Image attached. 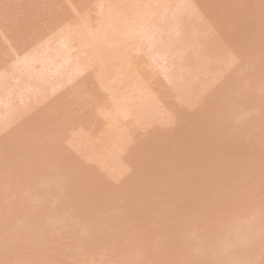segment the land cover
<instances>
[{
	"label": "bare ground",
	"instance_id": "obj_1",
	"mask_svg": "<svg viewBox=\"0 0 264 264\" xmlns=\"http://www.w3.org/2000/svg\"><path fill=\"white\" fill-rule=\"evenodd\" d=\"M52 3L55 2L52 0ZM59 3L56 8L61 12L57 9L55 12L61 14ZM67 3L70 5V1ZM90 3L96 6L95 18L90 13V16L81 15V7L76 9L74 3L70 5L74 8V21L70 20L72 17L65 18L68 17L65 11L63 16L58 13L52 16L51 9L41 14L50 16L48 20L44 18L46 23L39 24L41 18H34L30 8L22 10L25 16L17 19L19 23L15 20L21 33L15 36L20 41V37L29 35L30 40L19 46V59L12 68L5 62L7 53H4L7 56L4 64L0 58L1 65L11 68L0 70V135L6 132L4 139H0V255L16 254L14 259L8 257L0 262L5 264L11 259L7 264L15 261L16 264H47L55 259L52 263L74 264L73 258L77 255L76 259L99 257L98 263L97 258H93L94 264H111L109 256L114 258L119 252L117 245L135 243L149 252L139 257L135 255L136 258L135 252L133 256H128L127 252L122 264H133V261L214 264L212 254H217L220 246L211 248L210 255L199 259L200 252L207 246L202 250L198 245L191 247L184 235L198 224L194 225L195 222L210 220L213 225L202 222V230L199 228L201 233L207 232L204 233L206 240L200 243L207 240L209 243L213 237L209 240L211 231L207 230L213 232L216 227L217 233L223 227L219 224L218 229L214 223L218 219L214 217L221 213L217 221L224 224L221 221L224 217L228 225L224 228H229L230 233L224 229L221 233L226 239L217 236L212 246L223 239L220 244L223 249L228 247V254L234 249L233 255L237 257L232 264H264V96H260L264 87V0H91ZM90 3L85 5L88 7ZM37 8L40 7L37 5ZM3 31L0 29L2 34ZM13 45L11 52L17 51V45ZM246 67L250 68L249 72L242 74L241 79L235 80L234 72L233 77L227 78L230 71ZM87 73L91 74L92 85L102 92L98 95L100 100L94 104L93 95L90 99L93 107L90 105L88 110L81 108L93 93L88 89ZM160 74L171 84V93H175L179 107L183 104L194 110L195 106L202 105L197 106L196 111L200 110L194 114L196 116L192 113V118L188 117L190 109L184 116L178 106L174 108L173 102L164 100L165 91L160 94L161 90L153 87V80ZM223 77L227 80L217 87ZM253 79L256 85L258 81L263 85L260 89L258 85L259 91L250 83ZM241 82L249 88L244 90L239 86ZM67 87L72 98L66 93ZM256 90L258 93H253ZM61 91L70 98L64 96L61 100V94L59 104L49 105V99ZM245 93L252 96L244 99ZM201 101L206 103L201 104ZM46 102L49 104L43 107ZM174 104L178 105L177 101L174 100ZM70 105L75 108L71 115L77 116L75 125L68 117L69 127V123H65L67 118L61 120L60 110L66 113L69 108L70 111ZM35 109L37 114L28 117ZM251 110L254 116L250 115ZM225 111L231 112L226 115ZM241 112L246 116L248 112L250 119L244 116L247 121H242ZM239 118L241 121L237 123ZM18 122L19 129L18 125L14 127ZM168 125L175 129H171V136L164 140L158 134L163 130L161 126ZM11 126L13 132L19 131L9 135ZM24 127L36 132L24 131ZM151 127H160V131ZM150 128V134L138 141L140 132ZM163 135L167 136L166 132ZM66 148L71 149L76 158L72 159ZM227 150L230 154H226ZM62 154L71 157L65 158ZM76 159L85 163H78ZM80 163L86 167H81ZM91 165L96 168L91 169ZM48 168L58 171L54 179L50 177L51 182L50 178L47 180L48 190L43 199L39 185L44 182L46 173L52 174ZM131 169L133 172L127 177ZM160 181L164 182V187ZM36 186L39 189L33 193L32 203L37 204L28 205L32 199L23 203ZM238 187L241 193L237 192ZM18 198L21 202L15 204ZM173 206L177 209L171 211ZM238 215L246 216L241 217L244 223L251 220L252 215L257 224L253 225L254 220L247 224L257 226L254 229L259 230V234L241 224L243 221L241 227H237L239 222L233 221L240 219ZM66 227L69 234L59 238ZM197 229L193 230L195 234L200 232ZM250 230H254L252 236ZM60 242H63L62 247L49 255L45 249L52 244L58 246ZM159 243L164 244L163 247ZM42 244L43 247L46 244L44 249L40 248ZM130 245L126 246L131 248ZM156 246L165 250L157 252L161 248L156 250ZM220 254L225 256L223 252ZM25 255L30 259L25 261ZM228 258L223 259V264L230 262ZM119 259L116 261L120 264ZM91 263L92 260L84 264Z\"/></svg>",
	"mask_w": 264,
	"mask_h": 264
},
{
	"label": "rangeland",
	"instance_id": "obj_2",
	"mask_svg": "<svg viewBox=\"0 0 264 264\" xmlns=\"http://www.w3.org/2000/svg\"><path fill=\"white\" fill-rule=\"evenodd\" d=\"M22 1L24 2L25 0H19V1H18V0H15V1H14V0H0V5H1V7H0V18H1V19L3 18L2 21H1V19H0V29H1V31H3V29H4V31H5V32L3 31L4 34H2V33L0 32V47H1V48H0V54H1V55H0V58L2 57V59H3V64H4V61H5L4 59L7 57L4 53H7V55H9V56L6 58L7 61H5V62H7V64H10V67H11V68L15 65L16 60L19 59V58H18L19 56H17V54H19V50H18V49H19V46H21V44H23L24 42L29 41V40H30L29 38L31 37V36L29 37V35H28V37H27V36H22V38H24V39H22V38L20 37L19 39H20L21 43H20V41L18 40L19 32L21 33V31H19V29H17V28L20 27L19 24L17 25V23H19L17 19H19V18L21 19L22 17H20V16H25V15H22L23 12H24V11L22 12V10H28V11H29V8H30V11H32L31 13L34 14V15L32 14V15L34 16V18H41L40 21H39V24H44V23H46V22H44V21H46L45 19L48 20V18L50 17V16H49V17H44L45 15H41V14H45V13H47L48 10L50 11V10L52 9V11H54V12L51 11V13H53V14H52V16H53V15H55L56 13H58V11H59V10L57 9V8H58V6H57V5H58L57 2L59 3L60 0H53L55 3H52V0H51V1L49 0L50 2H49L48 0H45V1H44V0H38L39 2H38L37 0H35V1H34V0H30V1H31V2H30V1L28 0L29 2L26 1V2H24V4H23ZM40 1H41V2H40ZM42 1H44L45 3L42 2ZM67 1H70V5H73L74 3H76V5L74 4L75 6H77V7H75L76 9H78V7L80 6L81 8H79V10L81 9L80 12L82 11V12H81V13H82L81 15H83V14H85V15L88 14V15H89V13H90L91 16H94V18H95V14H94V12L96 11V9H95V11H93V10H94V8H95L96 6H95V4L90 3L91 0H88L89 2H88L87 0H86V1L83 0V1H84L83 4H82V2H79V3H78V1H80V0H74L73 2H72L71 0H67ZM67 1H66V0H61L60 3H59V5H60L59 8L62 7V8H60V10H62V13L64 14L63 11H65V16H68V17H65V18H66V19H67V18L70 19V17H72V15H73L75 12H74V8H73L72 6L70 7V5H69V3H67ZM93 1H94V0H93ZM1 2H2V3H1ZM3 2H4V3H3ZM17 2H19V3H17ZM46 2H47V3H46ZM71 2H72V4H71ZM27 3H28V5H27ZM34 3H35V5H34ZM41 3H42V4H41ZM43 3H44V4H43ZM62 3H63V4H62ZM87 3H90V4H91V5H89L90 7L88 6L89 8L87 7V5H85V4H87ZM20 4H21L22 6H21ZM36 4H37L40 8H37V5H36ZM46 4H47V5H46ZM52 4H53V7H51ZM54 4H55V5H54ZM81 4H82L83 6H82ZM25 5H26V6H25ZM32 5L35 7V9H34L33 7H31ZM50 5H51V6H50ZM68 5H69V6H68ZM84 5H85V6H84ZM29 6H30V7H29ZM42 6H43V7H42ZM56 6H57V8H56ZM94 6H95V7H94ZM20 7H21V8H22V7H24V8L27 7V8H26V9H24V8L21 9ZM63 7H64V8H63ZM69 7H70V8H69ZM12 8H13V9H12ZM14 8H15V9H14ZM32 8H33V9H32ZM72 8H73V9H72ZM83 8H85L84 11L82 10ZM86 8H87V9H86ZM92 8H93V9H92ZM3 9H4V10H3ZM31 9H32V10H31ZM56 9L58 10L57 12H55ZM69 9H70V10H69ZM43 10H45V11H43ZM88 10H89V11H88ZM18 11H19V12H18ZM36 11H37V12L40 11V12H39L40 14H39V13H37L38 15L35 14ZM92 11H93V12H92ZM11 12H12V13H11ZM17 12H18V13H17ZM43 12H44V13H43ZM59 12H61V11H59ZM25 13H26V12H25ZM48 13H49V12H48ZM51 13H50V14H51ZM62 13H61V14H62ZM2 14H4V15L2 16ZM14 14H15V15H14ZM17 14H18V15H17ZM28 14H29V12H28ZM61 14L58 13V16H61ZM63 14H62V16H63ZM12 15H14V16L17 15V16H16L17 18H15L14 16H13V17H14V18H13ZM35 15H36V17H35ZM46 15H49V14H46ZM74 15H75V14H74ZM10 16H11V17H10ZM27 16H28V15H27ZM37 16H38V17H37ZM39 16H40V17H39ZM89 16H90V15H89ZM73 17H74V16H73ZM73 17H72V19H70L71 21H74V20H75ZM11 18H12V19H11ZM31 18H32V17H31ZM44 18H45V19H44ZM90 18H91V17H90ZM92 18H93V17H92ZM94 18H93V19H94ZM7 19H8V21H7ZM93 19H92V20H93ZM15 20H17L16 25H15ZM33 20H34V19H33ZM35 20L37 21V19H35ZM38 20H39V19H38ZM41 20H42V21H41ZM70 20H68V21H70ZM12 21H13V22H12ZM6 22H7V23H6ZM40 22H41V23H40ZM11 23H12V24H11ZM72 23H73V22H72ZM13 24H14V25H13ZM62 24H63V23H62ZM9 26L11 27V30H10V27H9ZM4 27H5V28H4ZM58 27H59V26H58ZM58 27H57V28H58ZM8 28H9L10 32H9ZM57 28H55L54 30L57 31ZM20 30H21V29H20ZM8 33H9V34H8ZM10 33H11V34H10ZM17 33H18V34H17ZM2 35H3V36H2ZM10 35H11V36H10ZM15 35H17L18 37L15 36ZM6 36H7V38H6ZM8 36H9L11 42H13L12 44H14L15 46L17 45V47H15V46L13 45V46L15 47V49L17 48V51L12 50V52H11L10 47H12V44H10L11 46L8 45L9 43H11L10 40L8 39ZM13 37H15V39H12ZM7 39H8V42H9L8 44H7ZM12 40H14V41H12ZM16 40H17V43L19 42L18 44L15 42ZM42 40H43V39H42ZM44 40H46V39H44ZM44 40H43V41H44ZM4 41H5V42H4ZM22 42H23V43H22ZM3 45H4V46H3ZM3 47H4V48H3ZM6 47H7V48H6ZM2 49H4V50H2ZM12 49H14V48H12ZM3 51H5V52H3ZM14 51H15L16 54L14 53ZM17 52H18V53H17ZM8 53H10L11 55L8 54ZM20 54H21V51H20ZM2 55L5 56V57H3ZM11 56H12L13 58H12ZM14 58H16V59L14 60ZM9 60H11V62H10ZM8 61H9V62H8ZM0 62H1V60H0ZM3 64H2V65L0 64V66H1V69H0V70H1V71H3V69H7V68L9 67V65H6V67H5V65H3ZM2 66H3V67H2ZM11 68H8L7 70H10ZM235 68H236V67H234V69H235ZM246 68H247V67H246ZM246 68L241 69V71H239V69H237L239 73H237V70H234V71H232V72L230 71V72H229V75H227V78L229 79V78L232 76V73L234 72V73L237 74V75H236L237 78H235V80L238 79V78L241 79V76H243V75H247L248 72H249V69H250V68H247V70L244 71V69H246ZM251 68H253V67H251ZM253 69H254V68H253ZM253 69H251V70H253ZM232 70H233V69H232ZM1 71H0V72H1ZM235 71H236V72H235ZM245 72H246V74H245ZM238 74H239V76H238ZM242 74H243V75H242ZM88 75H89V73H87V75H85V79L88 80V81H86V82H88V84H87V85H88V89L91 90V91H89L90 93L93 92L94 94H93V93L91 94L90 98H88V101L85 100V102H84V99H81V101L83 100L82 102H84V103H87V102H88V104H85V105H84V103L81 104L80 101L78 102V105H79V106L82 105L81 108L83 107V108H85L86 110H88V108L90 109V107H91L90 105H92L90 99L92 100V99H93L92 97L95 96V98L93 99L92 103H93V104H94V103H97V101L100 100V97L98 96L99 93L102 94V92H101L100 89H98L97 87H95V86L92 85V84H94V83L91 81V79H92L91 76H90L91 74H90L89 76H88ZM225 75H226V74H225ZM225 75H224V76H225ZM230 75H231V76H230ZM83 76H84V75H83ZM86 76H88V77L86 78ZM233 76H234V75H233ZM233 76H232V77H233ZM236 76H235V77H236ZM225 77H226V76H225ZM82 78H83V77H82ZM156 78H158V79L160 78V79L157 80ZM156 78L154 79L155 81L153 80V84H154L153 87H155L156 89H157V87H158V91L161 90V91H160V94H161V92H164V91H165V93H163L164 95L162 94L163 97H164V100L169 99L170 102H173V103H172L173 105H172V104H170V105L174 106V108L177 107V106L179 107L180 105H179V103H178V100H176V97L174 96L175 93H174V94L171 93V89H170V87H169L171 84L169 85V83H167V80H165V77H164L163 75H161V74H160V76L158 75V77H156ZM163 78H164V80H162ZM244 78H245V76L243 77V80H244ZM85 79L83 78V80H85ZM223 79H224V77H223L222 80H221L222 82L219 81L217 87L220 86L222 83H224V82L227 80L226 78H225L224 80H223ZM233 79H234V78H233ZM259 79H260V78H259ZM261 80H262V78H261ZM160 81H161V82H160ZM89 82H90V83H89ZM154 82H156V83H154ZM158 82H159V83H158ZM220 82H221V83H220ZM249 82H250V81H249ZM253 82H256V81L253 79ZM253 82H252V80H251L250 83H252V85H256V84H257V82L254 83V84H253ZM262 82H263V80H262ZM258 83H259L258 85H260V86H259V89H260V87H261L262 84H260L261 82H259V81H258ZM89 84H90V85H89ZM157 84H158V85H157ZM167 84H168V85H167ZM263 84H264V83H263ZM95 85H96V84H95ZM162 85H163V86H162ZM165 85H166V86H165ZM246 85H247V84H242V82L239 84V86H241L244 90H245V88L248 87V86H246ZM249 85H250V84H249ZM252 85H250V86H252ZM258 85H256V86H257L256 89L259 91V89H258ZM96 86H97V85H96ZM167 86H168V88H167ZM262 86H263V85H262ZM67 88H68V89H67ZM67 88H66V89H67V90H66V93L68 92L67 94H69L70 97H71V92H70L71 90H70V87H67ZM91 88H92V89H91ZM96 88H97V89H96ZM248 88H249V87H248ZM253 88H254V86H252V90H253ZM64 90H65V89H64ZM64 90H63V91H64ZM163 90H164V91H163ZM257 90H256V91H257ZM63 91H61L62 93H61V92L57 93L58 95L56 94L59 98L56 97V95H54L51 99H49V101H51V102H50L51 104L47 103V102H48V101H47L46 104L43 105V107L46 106L47 104H49V105H52L53 103H54L53 105H55V104H59V103H60V102H59V101H60L59 99H60L61 97H62L61 100H62V99L64 100V98H65V99H66V98L69 99L70 97H67V94H66V93H63ZM94 91H96V92H94ZM167 91H168V93H167ZM253 91H255V89H254ZM253 91H250V92H253ZM258 91H257V92H253V93L257 94ZM260 91H261V90H260ZM97 92H98V93H97ZM169 93H170V94H169ZM262 93H263V94H262ZM61 94H63V95L60 97ZM95 94H96V95H95ZM101 94H100V96H101ZM250 94H251V96H252V93H249V95H250ZM260 94H261L260 96H264V87H262V91L260 92ZM69 95H68V96H69ZM93 95H94V96H93ZM165 95H167V98H166ZM246 95H247V93H245V94L243 95V96H244V97H243L244 99H247V98L250 97L249 95H248L249 97L246 96ZM258 95H259V94H258ZM258 95H257V96H258ZM64 96H65V97H64ZM169 96H171V98H169ZM172 96H173V97H172ZM253 96H254V95H253ZM63 97H64V98H63ZM97 97H98V100H96ZM174 97H175V99H174ZM57 98H58V100H57ZM71 98H72V97H71ZM165 98H166V99H165ZM172 98L175 100V102L177 101V104H178V105L174 104V100H173ZM55 99H56V100H55ZM241 99H242V98H241ZM54 101H55V102H54ZM57 101H58L59 103H58ZM94 101H96V102H94ZM75 102H76V101H75ZM201 102H202L201 104H205V103H206V101H201ZM203 102H205V103H203ZM72 103H73V102H72ZM75 104H77V103H73V105H75ZM80 104H81V105H80ZM180 104H181V102H180ZM87 105H89V107H87ZM182 105H183V104H182ZM182 105H181V107H182L183 109H182L181 107H179V108L181 109L182 112L180 111V109L177 110L178 107L176 108V110L179 111V112H181V114H184V116H187L188 114L186 115V113H188V112H186V111H188V110L190 109L191 111L189 110V111H190V112H189L190 115H188V117L191 116V118H192V116H193L194 114H196V113L200 110V109H199L200 106H202V105H200V104H199L200 106L197 105L199 108H198V111H196V110H197V109H196L197 106H195V107H194V110H193L192 108H189V109H188V108H186V107H184V106H182ZM216 105H217V103H215V106H216ZM79 106L77 107L78 109H79ZM215 106H214V108H215ZM217 106H218V105H217ZM69 107H70L71 110L69 111V108H68V110L66 111V113L64 112V111H65L64 109H63V111L60 110V114L62 115V117H61V116H60V117L62 118L61 120H64V121H65L66 118H67V122L65 121V123H66L67 125H68V123H69V127H70L71 122H69L68 120L70 119V121H72V124L75 125V124H74V123H75L74 121H76V120H74V118L77 116V114H76V115H75V114H74V115H71V111H72V109H75V108H73L74 106L72 107L71 105H70ZM71 107H72V108H71ZM75 107H76V106H75ZM92 107H93V105H92ZM218 107H219V106H218ZM39 108H40V109H43V108H41V107H39ZM171 108H172V107H171ZM174 108H173L172 110H174ZM40 109L38 110V112L40 111ZM185 109H186V110H185ZM219 109H220V108H219ZM263 110H264V107H263ZM263 110H262V111H263ZM34 111L36 112L37 109L33 110V111H32V115H28V117H30V116L33 117V115L37 114V113H35ZM192 111H193V112H192ZM220 111H221V110H220ZM73 112H74V111H73ZM76 112H78L77 109H76ZM79 112H80V110H79ZM79 112H78V113H79ZM81 112H82V111H81ZM81 112H80V113H81ZM228 112H231V111H225V114L228 113ZM248 112H249V110H248ZM248 112H246V113H247V116H246V114H244V112H241V113L243 114V115H242V116H243L242 121H245V120L247 121V119H250V118L248 117V116H249V113H248ZM255 112H256V113H255V115H256V114L258 113V111L255 110ZM74 113H75V112H74ZM176 113H177V112H176ZM192 113H193V115H192ZM63 114H64L65 116H64ZM67 114H68V115H67ZM72 114H73V113H72ZM81 114H82V113H81ZM81 114H80V115H81ZM177 114H178V113H177ZM80 115H78V116H80ZM226 115H227V114H226ZM250 115L254 116V115H253V110H251V114H250ZM63 116H64V117H63ZM66 116H67V117H66ZM69 116H70V117H69ZM71 116H73V117L71 118ZM194 116H196V115H194ZM238 116H240V114H239ZM242 116H240V118H241ZM244 116H245V118H247V119L244 120ZM252 116H250V117H252ZM68 117H69V119H68ZM77 118H78V117H77ZM240 118H239V119H240ZM72 119H73V120H72ZM229 121H230V119H228L227 122H229ZM240 121H241V119H240L237 123H240ZM73 122H74V123H73ZM16 125H18L17 128L19 129V122L16 123V124L14 125V127H16ZM65 126H66V125H65ZM168 126H169V127H168ZM168 126H161V129H163V130H161V133L159 132V131H160V127H158V128H156V127H151V128H152V129H154V128L158 129L159 131L157 130V133H158V132L160 133V134H158V136H159V137L163 136V137H164V140H165V137H170V136H171V134H169V132L175 129V128H174L175 126H172V125H168ZM167 127H168V128H167ZM170 127H172V128H170ZM17 128H16V130H17ZM26 128H27V127H26ZM26 128L24 127V131L27 130V131H29V132H34V131L36 132V129H35V130H32L31 128H29V129H28V128L26 129ZM151 128L149 129V131L147 130V131H145V132H143V133H142V131H141V132H140L141 134L139 133L140 136H139V138H138L137 140H138V141H142L141 139H142L143 137L146 138V136H147L146 134H150V130H151ZM173 128H174V129H173ZM9 129L12 130V126H11ZM156 129H155V130H156ZM167 129H170V130L168 131ZM171 129H172V130H171ZM10 130H8V131H10ZM18 131H19V130H18ZM18 131L13 132V130H12V131H11L12 133H11V132H7V133H8L9 135H10V134L13 135V134H16ZM151 131H152V130H151ZM146 132H148V133H146ZM155 132H156V131H155ZM162 132H163L164 134H165V132H166V135H167V136L163 135ZM5 133H6V132H3V133L0 135V139L2 138L1 140L4 139L5 136L3 137V134H5ZM152 133H153V132H152ZM170 133H172V132H170ZM8 134H7V135H8ZM25 134H26V133H25ZM35 134H36V133H35ZM252 134H253V135H252ZM252 134H251V139H252L253 136H254V133H252ZM144 135H145V136H144ZM169 135H170V136H169ZM249 135H250V134H249ZM1 136H2V137H1ZM54 137H56V135H54ZM248 137H249V136H247L246 138H247V139H250V138H248ZM145 138H144V139H145ZM139 139H140V140H139ZM167 139H168V138H167ZM262 139L264 140V136H263V134H262ZM169 140L172 141L171 139H169ZM0 142H1V141H0ZM162 142H164V141H162ZM165 142H168V141L166 140ZM62 143H63V142H62ZM65 145H68V143H64V146H65ZM133 146H134V145H133ZM66 147H67V146H66ZM167 147H170V146L168 145ZM64 150L66 151V153L71 152V155L73 156L72 151H70L71 149L66 148V149H64ZM68 151H69V152H68ZM150 151H151V150H150ZM152 151H153V150H152ZM228 151H229V150H227V153H226V154H230ZM230 151H231V154H234V151H233L232 148H230ZM63 152H64V151H63ZM63 152H62V153H63ZM146 152H147V150H146ZM148 152H149V150H148ZM143 154H144V153H143ZM146 154H147V153H146ZM75 155H76V154H75ZM62 156H65V158H66L67 156L69 157L70 155L67 154V156H66V155L62 154ZM76 156H77V155H76ZM70 157H71V156H70ZM74 158H76V157L73 156L72 159H74ZM64 160H66V159H64ZM68 161H70V159H69V160L67 159V162H68ZM83 161H84V160H83ZM83 161L81 162V159H79V160L77 161V159H76V162H78V163L81 162L82 164H84L85 162L83 163ZM81 163H80V166H81V167H86V164L83 166ZM87 164L89 165V163H87ZM89 167H91V169H92V167H94V165H91V166H89ZM54 168H55V167H53V169H54ZM95 168H96V167H94L93 170H94ZM48 169L50 170L51 168H48ZM48 169H47V170H48ZM54 170H55V169H54ZM56 170H57V168H56ZM50 171H51V170H50ZM52 171H53V170H52ZM52 171L50 172V173H52L51 175H50V174L48 175L49 172L47 171L48 173L45 174V176H46L45 179H44V180L42 179L44 182L42 181L43 183L41 182L42 184L39 185L40 189L38 188V186H36L35 188H32V190H31L30 193H29L30 190L27 191V193H24V196L27 195L28 193H29V194L26 196V198H27L26 201L23 202V200H22L23 203H26V204H27V203H28L27 201L32 199V197H33V196H32L33 193H34L35 191H37L36 189H39V190L42 189V193H44V194H43V199H44V195H45V197H46V194H47L46 191L48 190V189H46V188H47V187H46V186H47L46 183L48 182L47 180H48L50 177H51V178L53 177L52 179H54V176L56 175V172H57L58 170L55 171V172H54V171L52 172ZM132 172H133V171H132V169H131L130 172H128V175H126V176H127V177H128L129 175L131 176V174H129V173H132ZM54 173H55V174H54ZM126 176H125V178L127 179ZM130 176H129V177H130ZM43 178H44V177H43ZM51 178H50V182H51V180H52ZM162 178H163V177H162ZM55 179H57V178H55ZM123 179H124V178H123ZM123 181H124V180H123ZM161 182H162V181H160V183H161ZM112 183H113V182H112ZM116 183H117V182H115L114 184L117 185L118 183H117V184H116ZM44 184H45L44 188H45L46 190L43 192V190H44V189H43V185H44ZM47 184H48V183H47ZM162 184H163V186H162ZM49 186H50V184H49ZM113 186H114V185H113ZM157 186H158V185H157ZM157 186H156V187H157ZM161 186L164 187V182L161 183ZM159 187H160V186H158L157 188H159ZM162 187H161V188H162ZM49 188H50V187H49ZM240 188H241V186H240ZM240 188L238 187V191H237V192L242 191V189H240ZM239 189H240V191H239ZM235 192H236V191H235ZM45 193H46V194H45ZM240 193H241V192H240ZM41 195H42V194H41ZM237 196H238V195H237ZM18 197H19V196H18ZM26 198H25V199H26ZM41 198H42V196H41ZM23 199H24V198H23ZM25 199H24V200H25ZM47 199H48V197L46 198V200H47ZM126 199H127V198H126ZM128 199H129V198H128ZM15 200H16V199H15ZM20 200H21V198H18L17 201H15V204L21 202ZM34 200H35V199H34ZM219 200L222 201L223 199L219 198ZM16 202H17V203H16ZM32 202H33V199H32V201H31V203H28V205L30 204V205L32 206L33 204H34V205L37 204L36 201H35L34 203H32ZM124 203H125V202H124ZM60 205L62 206L61 202H60ZM64 205H65V204H64ZM64 205H63V206H64ZM67 207H68V206H67ZM175 208H176L175 206H173L172 209H171V207H170L171 211H174ZM176 209H177V208H176ZM176 209H175V210H176ZM239 212H240V211H239ZM241 213H242V212H241ZM241 213H239V214L241 215ZM237 214H238V213H237ZM252 214L254 215V213H252ZM219 215H220V217H221L222 214L220 213ZM219 215H218V216L216 215V216L214 217L215 219H216V217H218V219H216V220L214 221V223H216L215 226H217V227H218L219 224H220L221 227L223 226L222 229L219 230L220 232L217 231V233H216V227H215V229H214V230H215V233H214V230H213V232H212V230H210V229L207 230L208 227H206V226H204L205 228L202 227V228H204V229L207 228L206 230L209 231V232L211 231V233H210V238H209L208 235H207V237L209 238V240H211V238L213 237L212 240L209 241V243L207 242L208 240L206 241V243H204L203 241H202V243H200L201 240H204V241L206 240V238L204 239V236H205L204 233H207V232H204V231H203L204 233H201V231H200V229H201L200 227H201V224L204 223V219L201 220V221L199 220V222H195L194 225H196V223H198V224H197L195 227H193L191 230L189 229V230L187 231L188 234L185 233L184 237L186 236V237L188 238V235H190V236H189L190 241H189V239H187V238H184V240H187V241H186L187 245H189V246H191V247L194 246V245H195V246L198 245L199 250H200V249L202 250V248H204L205 246H207V247L204 248V250H202V252H200V258H199V259L204 258V256H206V255H208V254L210 255V252H211L210 250H211V248H213V247H215V246H216V247H217V246H220V249H219V250L216 248V249L218 250V251H217L218 253H217V252H216L217 254L214 253L215 255L212 254V255L214 256V257H213L214 264H215V263H216V264H223L222 261L225 262V260H223V259H225L226 257H227V258H228V257L231 258V259L228 258V260L230 259V260H229L230 262H229V261H226V262H229L230 264H232L233 261L235 260V258L237 259L236 255H235V256L233 255V251H234V249L230 251V254H228V253H227V252L229 251V250L227 249L228 247H225V246H224L225 248L223 249V247L220 245L221 242L223 241V239H226L225 236H223V233H221V232H222L224 229H227V228H224V227H225L224 225L226 224V223H225V219H224V217H223V219L221 218V221L223 220V221H224V224L220 223V221H217V220H220ZM240 215H238V216H240ZM235 216H236V215H235ZM238 216H237V217H238ZM243 216H244V215L240 216V219H239V217H238L239 220H238L237 218L234 219V221H233L234 223H238V222H239V224H236V226H237V225L240 226L241 224L244 223V221L241 220V217H243ZM245 217H246V216H244V218H245ZM254 217H256V214H255ZM254 217L251 215V220H249V221H245V223H244L243 225L246 224V225L248 226V229H252V228H253L252 226L255 225V224H257V221L254 220V219H252V218H254ZM205 220H206V219H205ZM252 220H254V221H253L254 224L250 226L249 224H250V223H253ZM208 221H210V220H208ZM208 221H205L204 225H205V224H208V225H209L210 222H208ZM241 221H243V222L241 223ZM202 222H203V223H202ZM248 222H249V224H247ZM255 222H256V223H255ZM200 223H201V224H200ZM240 223H241V224H240ZM210 224L213 225V221H212V223H210ZM221 224H222V225H221ZM199 225H200V226H199ZM208 225H207V226H208ZM212 225H211V227H212ZM226 225H227V224H226ZM231 225H232L233 228H235V225L233 226V223H231ZM198 226H199V227H198ZM227 226H228V225H227ZM238 226H237V227H238ZM209 227H210V226H209ZM211 227H210V228H211ZM240 227H241V226H240ZM249 227H252V228H249ZM256 227H257V226H255L254 228H256ZM58 228H59V227H58ZM58 228H57V231H58ZM197 228H198V229L200 228V229H199L200 232L198 231ZM213 228H214V226H213ZM242 228H243V226H242ZM246 228H247V227H246ZM254 228H253V229H254ZM257 228H258V227H257ZM59 229H60V228H59ZM62 229H63V228H62ZM62 229H61V231H63ZM194 229H195V230L197 229V231L199 232V233H197V234H199V235L195 234L196 231H193ZM218 229H219V227H218ZM228 229H229V228H228ZM228 229H227L225 232L228 233V232H229ZM231 229H232V228H231ZM238 229H239V228H238ZM248 229H246V230L248 231ZM201 230H202V229H201ZM232 230H233V229H232ZM235 230H236V229H235ZM241 230H242V229H241ZM254 230H255L256 235L259 234V232H260L259 230H258L257 232H256V229H254ZM254 230H253V232H254ZM55 231H56V230H55ZM57 231H56V234H58L60 230H59L58 232H57ZM65 231H66V232H65ZM67 231H69V230H68L67 227H66L65 230H64L63 232H61V233H63V234H61V233H60L61 235L58 234V235H59V238H63V237H65V236H67V235L69 234ZM77 231L80 233V230H79V229H78ZM77 231H76V232H77ZM90 231H91V230H90ZM191 231H193V232H191ZM250 231H251V232H250ZM250 231H249V233H250V235L252 236L253 232H252V230H250ZM91 232L94 233L93 231H91ZM209 232H208V233H209ZM233 232H234V231H233ZM239 232H240V230L236 231V234H238ZM241 232L244 233V231H241ZM263 232H264V231H262V234H263ZM74 233H75V232H74ZM192 233H194L195 235L192 234ZM229 233H230V232H229ZM229 233H228V234H229ZM251 233H252V234H251ZM255 233H254V236H255ZM186 234H187V235H186ZM191 234H192V236H191ZM200 234H202V236H200ZM211 234H212V235H211ZM58 235H57V236H58ZM193 235H194V236H193ZM213 235H215V236H213ZM220 235L223 237V239H222L221 237H220V238L218 237L219 239H222L221 242L218 244V243H217V242H219V240H218L217 242H215L216 244L213 243L214 245L212 246V244H211L212 241H216L217 239L215 240V238H217V236H220ZM230 235H232V233H231ZM198 236H200V237H198ZM240 236H243V235L240 233ZM205 237H206V236H205ZM226 237H227V236H226ZM228 237H229V236H228ZM191 238H192V239H191ZM193 238H194V239H193ZM195 238H196V239H195ZM198 238H199L200 240H199ZM201 238H202V239H201ZM192 240L195 241V243H191V242H193ZM260 240H261V239H260ZM160 241L163 242L162 240H160ZM224 242H225V241H224ZM261 242H263V240H262ZM61 243H62V244H61ZM190 243H191V244H190ZM129 244H131V245H130L131 248H130L129 246H128V247L126 246V245H129ZM136 244H137V243H136ZM159 244H161V243H159ZM159 244H158V245H159ZM210 244H211V245H210ZM223 244H224V243H223ZM54 245H56V247H55ZM60 245H63V242L58 243V246H57V244H52V245H50L51 247H48V248H46L45 250H48L49 255H50V253L53 252V251H56V248H59ZM123 245H125L126 247L124 246V248H123ZM123 245H122V246L117 245V247L119 246L120 248H119V247H118L119 249L117 248V249L119 250V252L115 254L116 256L113 255L114 258L111 257V256H109V257H110L109 262H110L111 264H113L114 261L116 262L115 264H117L119 261H116V260H118L119 258L121 259L120 264H122V262H123V260H124V257H123V256H125V254H126L127 252H129V253H128V256H133L134 253H132V252H135V254H134V258H136L135 255L139 257V256H142L141 254H142L143 252H146V253H144V254H147V252H149L148 250L146 251L145 248L141 247L140 245H135V243H128V244H123ZM161 245H162V247H163L164 244H161ZM41 246H42V247H40V248H43V249H44V248L46 247V244H45V247H43V244H42ZM150 246H152V245H150ZM54 247H55V248H54ZM61 247H62V246H61ZM61 247H60V248H61ZM137 247H140V248L137 249ZM165 247H166V246H165ZM209 247H210V248H209ZM115 248H116V247H115ZM127 248H128V249H127ZM157 248H161V246H160V247H157V246H156V250H157ZM208 248H209V249H208ZM221 248H222V249H221ZM51 249H52V250H51ZM53 249H54V250H53ZM122 249H123V250H122ZM126 249H127L128 251H126ZM129 249H130V250H129ZM135 249L138 250V252H140V253H139V254H138V253L136 254ZM140 249H143V250H140ZM146 249H147V248H146ZM161 249H162V250H161ZM161 249L157 250V252L162 253V251L165 250V248H164V249L161 248ZM207 249L209 250V252L206 253L205 251H206ZM214 249H215V248H214ZM226 249H227V251L225 252ZM121 250H122V251H121ZM208 250H207V251H208ZM120 251H121L122 253H121ZM125 251H126V252H125ZM212 251H214V250H212ZM215 251H216V250H215ZM215 251H214V252H215ZM222 252H223V254L225 253V256H224V257H221L222 254H220V253H222ZM55 253H56V252H54L53 254L55 255ZM204 253H205V254H204ZM226 253H227V255H226ZM234 253H235V252H234ZM263 253H264V252H263ZM2 254H3V253H2ZM2 254H1V255H2ZM51 254H52V253H51ZM122 254H123V255H122ZM130 254H132V255H130ZM144 254H143V255H144ZM1 255H0V257H1L0 261H1V260H4V259L6 260L8 257H10V258H12L13 256L16 257V254H13L12 256H6V255L3 254V255H4V256L2 255L3 257H2ZM117 255H118V256H117ZM120 255L122 256V258H121ZM232 255H233V256H232ZM17 256H19V255H17ZM25 256H26V255H25ZM27 256H29V255H27ZM27 256H26V257H27ZM76 256H77V255H76ZM76 256L73 258V259H74V260H73L74 264H79V263L81 264L82 261H83V264H84L85 262H89V261H91V260H92V263L94 264L93 258H95V257L97 258V256H95V257H91V258H89V256H87V257L84 258V259H82V258H81V259H76ZM160 256L163 257L162 254H161ZM259 256H260V255H259ZM263 256H264V254H263ZM263 256H260V257L263 258ZM15 257H13V259H14ZM59 257L62 259L61 256H59ZM82 257H83V256H82ZM198 257H199V255H198ZM216 257H219V258L221 257V258H220V260L218 261V258H216ZM260 257H259V258H260ZM24 258H25V257H24ZM52 258H54V257H53V256L50 257V260H52ZM57 258H58V257H57ZM77 258H79V256H77ZM111 258H113V260H112ZM125 258H126V257H125ZM127 258H129V257H127ZM131 258H132V257H131ZM164 258H166V257H164ZM28 259H30V258L27 257V259H26L25 261H27ZM71 259H72V258H71ZM98 259H99V257H98L97 259H95V262H96V263H98V262L96 261V260H98ZM120 259H119V260H120ZM162 259H163V258H162ZM197 259H198V258H197ZM5 260H4V261H5ZM10 260H11V259H10ZM10 260H8L7 263H8V262H12V260H11V261H10ZM54 260H55V259H54ZM54 260H53V261H54ZM79 260H80V261H79ZM216 260H217V261H216ZM17 261H19V259H18ZM53 261H51V262H47V264H48V263H49V264H50V263H51V264H56V263H52ZM78 261H79V263H78ZM98 261H100V259H99ZM2 262H3V261H2ZM2 262H0V263L3 264ZM125 262H126V260L124 261V263H125ZM4 263H5V262H4ZM7 263H5V264H7ZM21 263H22V262H21ZM21 263H20V264H21ZM45 263H46V262H45ZM45 263H44V264H45ZM92 263H91V264H92ZM96 263H95V264H96ZM100 263L103 264L102 262H100ZM100 263H99V264H100ZM137 263H138V262H134V261H133V264H137ZM229 263H228V264H229ZM11 264H12V263H11ZM13 264H16V261H15ZM18 264H19V263H18ZM118 264H119V263H118ZM131 264H132V263H131ZM138 264H141V263H138Z\"/></svg>",
	"mask_w": 264,
	"mask_h": 264
}]
</instances>
